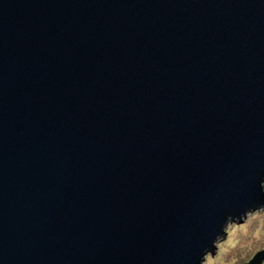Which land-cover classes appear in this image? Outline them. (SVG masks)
I'll use <instances>...</instances> for the list:
<instances>
[{
    "label": "water",
    "instance_id": "water-1",
    "mask_svg": "<svg viewBox=\"0 0 264 264\" xmlns=\"http://www.w3.org/2000/svg\"><path fill=\"white\" fill-rule=\"evenodd\" d=\"M263 207L264 0H0V264H202Z\"/></svg>",
    "mask_w": 264,
    "mask_h": 264
},
{
    "label": "rangeland",
    "instance_id": "rangeland-1",
    "mask_svg": "<svg viewBox=\"0 0 264 264\" xmlns=\"http://www.w3.org/2000/svg\"><path fill=\"white\" fill-rule=\"evenodd\" d=\"M225 231V236L216 243L215 253L207 254L202 264L248 263L256 253L263 251L264 207L248 213L241 222L228 223Z\"/></svg>",
    "mask_w": 264,
    "mask_h": 264
}]
</instances>
